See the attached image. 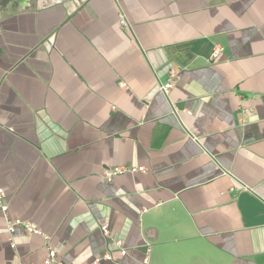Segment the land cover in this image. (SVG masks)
Segmentation results:
<instances>
[{
	"label": "crops",
	"instance_id": "0c3cea01",
	"mask_svg": "<svg viewBox=\"0 0 264 264\" xmlns=\"http://www.w3.org/2000/svg\"><path fill=\"white\" fill-rule=\"evenodd\" d=\"M0 187V264H264V0H0Z\"/></svg>",
	"mask_w": 264,
	"mask_h": 264
},
{
	"label": "built area",
	"instance_id": "2783aa9c",
	"mask_svg": "<svg viewBox=\"0 0 264 264\" xmlns=\"http://www.w3.org/2000/svg\"><path fill=\"white\" fill-rule=\"evenodd\" d=\"M122 25L123 24H127V19L123 17V19L121 20ZM222 48L221 47H217L216 49L213 50V52L211 53V57L210 59L216 58L218 57V55L221 53ZM170 77L168 79V82L164 83L163 85L160 86V89H162V91L166 94L169 95L170 90L174 84V81L180 76L179 74V70H177L176 68H172L169 72ZM244 118V121L249 120L250 118V113H251V109L249 107L246 106H242L241 108ZM147 169L145 166L142 167H135V166H126V165H115L113 167H108L105 169L103 175L104 177H106V179L108 181H112L114 180L115 176L118 175H123V174H127L128 172L130 173H136V172H145ZM242 189L247 188V186H245L244 184H242L240 186ZM233 190H236V188H232ZM5 190L4 188L0 187V209L6 214V223H7V229L8 232L10 234V236H12L16 229L19 227H23L25 228L27 231L33 232L35 234H40L45 236L46 238H49V236L46 233H43L41 229L33 226L30 222H26L20 218H11L8 213H9V204L6 200L5 194H4ZM101 230L103 232V234L108 238L114 241L116 247L118 248L119 252L122 255H126L127 254V248H125L123 246V242L121 239H113L112 234L110 232V228L109 225L107 224H102L101 225ZM12 238V237H11ZM47 251H48V255L45 258L43 264H65V262L58 258V253L57 250L53 249L52 247L48 246L47 247ZM152 252H153V247L150 243L146 244V252H145V256L142 260L141 264H151V257H152ZM102 258H105L107 260H112V254L111 253H106L105 255H103L102 257H97L94 260V264H100L99 262L102 260Z\"/></svg>",
	"mask_w": 264,
	"mask_h": 264
}]
</instances>
